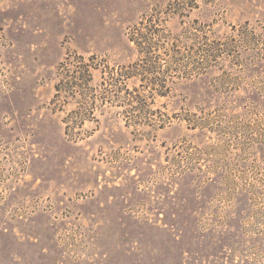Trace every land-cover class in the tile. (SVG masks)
<instances>
[{"label": "rangeland", "instance_id": "rangeland-1", "mask_svg": "<svg viewBox=\"0 0 264 264\" xmlns=\"http://www.w3.org/2000/svg\"><path fill=\"white\" fill-rule=\"evenodd\" d=\"M173 1L0 0V264H264V0L153 13L181 52L162 63L187 68L150 104L165 128L98 92L72 140L78 103H52L67 57L96 86L137 61L129 28ZM206 43L227 46L191 71Z\"/></svg>", "mask_w": 264, "mask_h": 264}, {"label": "trees", "instance_id": "trees-1", "mask_svg": "<svg viewBox=\"0 0 264 264\" xmlns=\"http://www.w3.org/2000/svg\"><path fill=\"white\" fill-rule=\"evenodd\" d=\"M187 7H192L187 0H174L164 8L152 10L151 13L143 16L138 23L130 27L128 37L137 51V61L110 69L107 72L103 71L102 81L96 86L93 85L92 66L85 61L83 56L74 58L79 63L78 66H73L64 72L62 68L73 59L66 58L59 68L60 78L55 87L56 93L52 103L56 105L63 98L68 102L76 100L78 103L79 107L68 113L64 119L65 133L69 138L79 140L86 122L96 120L94 104L98 99V92L101 102L118 100L124 103L132 100L135 106L131 111L124 112L127 114L129 122L131 119L136 124L138 122H135V119H141L143 124L159 129L167 126V121L162 120V117L155 116L157 111L152 110L150 104L155 103L159 98L170 97L173 86L177 84L176 80L169 78L170 73L177 69L186 70L187 68L180 66L177 61L162 63L163 55L170 53L177 56L181 52L173 45H165L173 37V34L166 25L159 23L161 17L154 16L153 13H181ZM153 17L159 22L155 20L153 23ZM204 45L207 49L199 51V56H203V61L201 63L194 62L190 67L191 71L209 70L207 63L208 58L212 57L211 53L223 51L227 46L224 43H206ZM161 74L167 75L162 76ZM132 80L137 81V85L130 88L129 82ZM134 108L137 113H132L135 112ZM202 121H191L190 125L193 128H205L210 124L207 120ZM187 159L190 161L193 157L190 156Z\"/></svg>", "mask_w": 264, "mask_h": 264}]
</instances>
